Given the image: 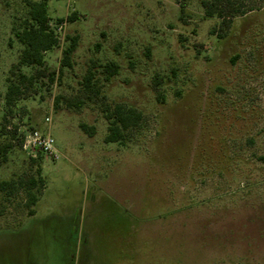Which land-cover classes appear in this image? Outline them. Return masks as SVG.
Instances as JSON below:
<instances>
[{
    "label": "rangeland",
    "instance_id": "obj_1",
    "mask_svg": "<svg viewBox=\"0 0 264 264\" xmlns=\"http://www.w3.org/2000/svg\"><path fill=\"white\" fill-rule=\"evenodd\" d=\"M34 1L0 0V182L18 183L0 188V264H264V0H45L54 79L8 108L12 29ZM66 36L77 46L59 73ZM116 104L141 120L105 142ZM30 129L48 130L57 160L27 156Z\"/></svg>",
    "mask_w": 264,
    "mask_h": 264
},
{
    "label": "trees",
    "instance_id": "obj_2",
    "mask_svg": "<svg viewBox=\"0 0 264 264\" xmlns=\"http://www.w3.org/2000/svg\"><path fill=\"white\" fill-rule=\"evenodd\" d=\"M74 15L69 17V20H74ZM62 22L61 19H58ZM13 35L17 42L21 45V49L16 63L13 67L17 70L15 79H7L6 91L4 94L5 106L11 108L15 102L25 93L28 86H32L41 80L48 79L52 82L55 72L48 71V67L44 60V53L52 50L58 44V39L54 31L49 27V16L47 13V3L45 0L34 1L27 4V10L24 18L20 21L18 26L13 27ZM66 45L62 49L60 58L59 73H62L63 68H71V56L77 46V37L66 36ZM23 68H31L34 71L27 74L22 71ZM105 80H109L119 71L118 63L108 61L101 65ZM82 91L84 94L96 93L95 86V72L88 69L83 75L81 81ZM68 102V101H67ZM69 101L67 104L71 105ZM77 107L82 105L80 99L75 103ZM104 118L107 121V133L104 137L105 142H119L123 139L125 131L136 127L141 120V113L131 107L116 104L112 109L108 105L103 109ZM81 129L88 131L91 135L93 127H88L84 124L80 125ZM11 135V134H10ZM9 144H0V159L6 160V152ZM33 162H38V159H31ZM37 172L40 173V166L37 167ZM24 186L25 190V206L29 208V215L34 213L32 206L38 200L36 192L33 188L37 187L38 181L33 177L29 178ZM17 182L13 180H4L0 182V188L5 187L16 188Z\"/></svg>",
    "mask_w": 264,
    "mask_h": 264
},
{
    "label": "built area",
    "instance_id": "obj_3",
    "mask_svg": "<svg viewBox=\"0 0 264 264\" xmlns=\"http://www.w3.org/2000/svg\"><path fill=\"white\" fill-rule=\"evenodd\" d=\"M62 25H58L56 30H60ZM50 118L46 117L45 122H49ZM21 147L30 158H36L37 154H41L50 160H57L59 153L54 143V139L50 133L44 130L30 129L27 130L21 142Z\"/></svg>",
    "mask_w": 264,
    "mask_h": 264
}]
</instances>
